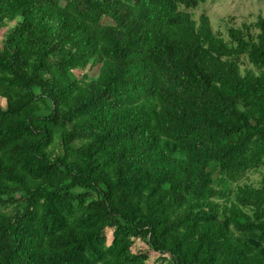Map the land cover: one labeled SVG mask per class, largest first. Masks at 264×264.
<instances>
[{"label":"trees","instance_id":"16d2710c","mask_svg":"<svg viewBox=\"0 0 264 264\" xmlns=\"http://www.w3.org/2000/svg\"><path fill=\"white\" fill-rule=\"evenodd\" d=\"M203 1L0 0V264H264V18Z\"/></svg>","mask_w":264,"mask_h":264},{"label":"rangeland","instance_id":"374dc122","mask_svg":"<svg viewBox=\"0 0 264 264\" xmlns=\"http://www.w3.org/2000/svg\"><path fill=\"white\" fill-rule=\"evenodd\" d=\"M186 10L191 13L195 20H198L202 13L206 14L212 30L219 33L225 39H228L227 30L229 27H242L243 24L255 22L259 16L264 18V0H205L196 7L187 8ZM103 21H107V19H103ZM253 30L256 31V29ZM238 62L241 72H244L245 69H254L244 56H241ZM86 69L87 73L91 76H94L97 72V66L88 65ZM74 72L79 73L77 70ZM0 104H3L2 100H0ZM263 173L264 165L255 170H246L231 182V186L233 187L237 184L242 185L244 183L258 185ZM105 234L109 241L111 230L106 229ZM133 248L135 250H147L144 242L138 239L135 240ZM156 256V252L150 251L147 264H157L154 261Z\"/></svg>","mask_w":264,"mask_h":264}]
</instances>
